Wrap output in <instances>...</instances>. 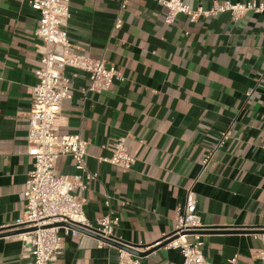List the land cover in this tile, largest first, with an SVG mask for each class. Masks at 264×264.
I'll use <instances>...</instances> for the list:
<instances>
[{
    "label": "crops",
    "instance_id": "crops-1",
    "mask_svg": "<svg viewBox=\"0 0 264 264\" xmlns=\"http://www.w3.org/2000/svg\"><path fill=\"white\" fill-rule=\"evenodd\" d=\"M29 1L0 0V264H31V241L11 233L21 230L33 165L27 117L44 47L34 35L39 15ZM248 1L264 4L184 0L205 11ZM69 13L65 31L73 52L103 60L123 78L107 91L82 94L86 76L65 70L72 98L62 103L59 134L88 142L86 168L96 174L87 191L75 193L85 218L94 222L113 212L115 243L152 250L141 264H182L177 250L153 245L173 231L176 209L192 188L206 260L264 264V241L255 237L264 228V13L196 22L178 15L167 25L156 0H70ZM120 137L134 158L126 172L99 161ZM55 170L75 173L69 157ZM63 237L52 264H117L116 246L99 248L89 235Z\"/></svg>",
    "mask_w": 264,
    "mask_h": 264
},
{
    "label": "built area",
    "instance_id": "built-area-1",
    "mask_svg": "<svg viewBox=\"0 0 264 264\" xmlns=\"http://www.w3.org/2000/svg\"><path fill=\"white\" fill-rule=\"evenodd\" d=\"M156 1L166 10L164 21L167 25L173 24L178 15L196 22L200 18L216 17L222 13H228L233 21L250 12L264 13V4L255 1L218 3L206 11L200 8L193 10L184 0ZM69 3L70 0L29 1L30 7L39 15L34 35L44 43L39 51L40 67L34 71L36 84L31 90L32 104L27 117L26 155L32 159L33 165L23 192V216L18 221L22 230L21 240H30L32 244L31 264H52L61 251L63 236H95L99 238L98 247L102 248L106 246L104 241H115L114 231L119 225V218L111 211L94 222L85 218L83 201L75 193L87 191L96 179V174L86 168L88 142L78 135H61L58 130L62 103L72 98L71 78L65 74L67 68L86 76L88 84L82 89V94L104 92L114 82L123 81L114 66H107L103 60H93L73 52L65 31L70 16ZM51 48H60L61 52L54 53ZM229 135V131L223 133L220 144ZM126 142L124 137L116 139L107 148L109 156L99 161L123 172L129 171L134 158ZM261 148L264 151V146ZM61 157L71 158L75 171L73 175L56 172L55 167ZM210 158L211 154L203 160V168ZM105 205H109L107 200ZM203 232L205 228L197 211L196 195L190 188L183 205L176 209L173 231L153 247L177 250L182 264H214L204 257ZM255 237L264 241V228ZM117 253V264H141L139 258L122 249H118ZM236 260L232 258L228 263L235 264Z\"/></svg>",
    "mask_w": 264,
    "mask_h": 264
},
{
    "label": "water",
    "instance_id": "water-1",
    "mask_svg": "<svg viewBox=\"0 0 264 264\" xmlns=\"http://www.w3.org/2000/svg\"><path fill=\"white\" fill-rule=\"evenodd\" d=\"M77 231H79V230H77ZM79 232H81V231H79ZM11 233H13V234H20V233H22V230L18 229V230H15L14 232H11ZM92 237H95V236H92ZM95 238L99 239L98 237H95ZM104 242L107 243V244H109V245H114L118 249H122V250L126 251L127 253H129L130 255H132L134 257H137V258L145 257V256L149 255L152 252V250H151L150 252L139 253V252H137V250H135L134 247L127 246L125 244H124L125 246H122L123 243L122 244H118V243L111 242V241H104Z\"/></svg>",
    "mask_w": 264,
    "mask_h": 264
}]
</instances>
